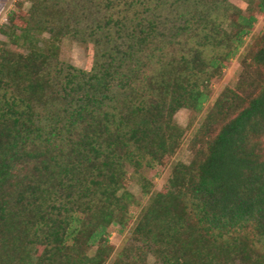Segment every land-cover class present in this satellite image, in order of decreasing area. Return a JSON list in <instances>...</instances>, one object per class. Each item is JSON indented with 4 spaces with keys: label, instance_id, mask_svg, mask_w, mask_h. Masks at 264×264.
<instances>
[{
    "label": "trees",
    "instance_id": "1",
    "mask_svg": "<svg viewBox=\"0 0 264 264\" xmlns=\"http://www.w3.org/2000/svg\"><path fill=\"white\" fill-rule=\"evenodd\" d=\"M24 1L0 26V264H106L135 175L148 202L112 264H264V32L240 53L264 0ZM182 108L202 115L191 160L152 193L141 171L176 154Z\"/></svg>",
    "mask_w": 264,
    "mask_h": 264
},
{
    "label": "rangeland",
    "instance_id": "2",
    "mask_svg": "<svg viewBox=\"0 0 264 264\" xmlns=\"http://www.w3.org/2000/svg\"><path fill=\"white\" fill-rule=\"evenodd\" d=\"M17 0H0V26L7 22V14L14 8ZM238 7L245 9L246 4L242 0H231ZM30 7L29 1H24L23 10L26 11ZM264 32V14L258 15L257 21L254 24L252 32L245 38L244 47L240 53L246 48L247 44L251 42L252 38ZM0 40H5L4 36L0 35ZM89 47L74 39L65 38L61 44L60 59L78 68H86L89 63ZM240 53L231 59L224 67L222 75L219 78L211 81V98L205 104V109L208 108L210 102L223 90L225 87L234 88L240 73H241V56ZM202 115H195L192 110L182 108L177 111L174 116L175 122L186 130L185 138L176 154L165 165H155L151 168H145L141 171L143 175L151 184V192H157L164 188L170 177L171 166L177 161L189 163L191 160V151L188 144L194 131L201 121ZM141 179L135 175L129 183V189L135 197V203L130 208V220L125 229H121L118 225H113L108 230L109 244L113 251L106 264H112L121 249L127 245L129 240L130 230L133 227L136 218L141 209L148 202L149 196H145L141 189ZM95 247L90 249V254H93ZM153 258L149 257L148 264H152Z\"/></svg>",
    "mask_w": 264,
    "mask_h": 264
}]
</instances>
